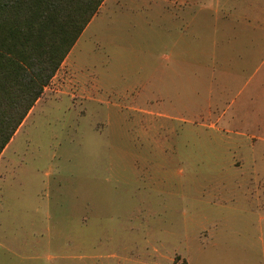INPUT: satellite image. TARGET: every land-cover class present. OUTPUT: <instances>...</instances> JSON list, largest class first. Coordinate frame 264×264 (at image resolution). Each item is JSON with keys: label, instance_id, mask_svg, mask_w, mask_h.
<instances>
[{"label": "rangeland", "instance_id": "1", "mask_svg": "<svg viewBox=\"0 0 264 264\" xmlns=\"http://www.w3.org/2000/svg\"><path fill=\"white\" fill-rule=\"evenodd\" d=\"M0 155V264H264V0H104Z\"/></svg>", "mask_w": 264, "mask_h": 264}, {"label": "trees", "instance_id": "2", "mask_svg": "<svg viewBox=\"0 0 264 264\" xmlns=\"http://www.w3.org/2000/svg\"><path fill=\"white\" fill-rule=\"evenodd\" d=\"M104 0H0V155Z\"/></svg>", "mask_w": 264, "mask_h": 264}, {"label": "crops", "instance_id": "3", "mask_svg": "<svg viewBox=\"0 0 264 264\" xmlns=\"http://www.w3.org/2000/svg\"><path fill=\"white\" fill-rule=\"evenodd\" d=\"M27 116H28V115H27ZM27 116H26V118H27ZM26 118H25V119H26ZM25 119H24V121H25ZM24 121H23V122H24ZM23 122H22V123H23ZM21 125H22V124H21ZM21 125H20V126H21ZM20 126H19V127H20ZM18 129H19V128H18ZM17 131H18V130H17ZM17 131H16L15 134H17ZM15 134H14V135H15ZM13 137H14V136H13ZM13 137H12V138H13ZM12 141H13V139H11L9 143H11ZM9 143H8V144L6 145V147L4 148V150H3L4 153H5V151L7 150V148L9 147ZM3 151H2V153H3Z\"/></svg>", "mask_w": 264, "mask_h": 264}]
</instances>
